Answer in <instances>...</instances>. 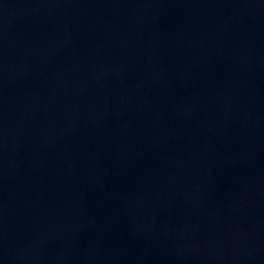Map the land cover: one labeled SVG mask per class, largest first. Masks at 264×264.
Instances as JSON below:
<instances>
[{
    "label": "water",
    "instance_id": "obj_1",
    "mask_svg": "<svg viewBox=\"0 0 264 264\" xmlns=\"http://www.w3.org/2000/svg\"><path fill=\"white\" fill-rule=\"evenodd\" d=\"M0 264H264V0H0Z\"/></svg>",
    "mask_w": 264,
    "mask_h": 264
}]
</instances>
